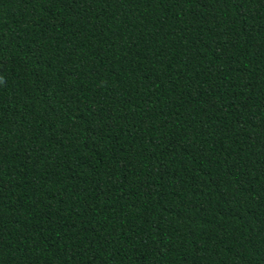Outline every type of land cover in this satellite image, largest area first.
Instances as JSON below:
<instances>
[{"label":"trees","instance_id":"obj_1","mask_svg":"<svg viewBox=\"0 0 264 264\" xmlns=\"http://www.w3.org/2000/svg\"><path fill=\"white\" fill-rule=\"evenodd\" d=\"M0 264H264V0H0Z\"/></svg>","mask_w":264,"mask_h":264}]
</instances>
